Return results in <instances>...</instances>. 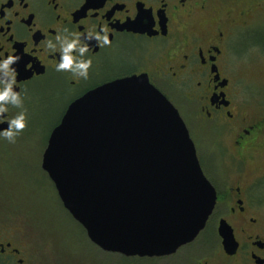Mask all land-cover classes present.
Wrapping results in <instances>:
<instances>
[{"label":"flooded vegetation","instance_id":"1","mask_svg":"<svg viewBox=\"0 0 264 264\" xmlns=\"http://www.w3.org/2000/svg\"><path fill=\"white\" fill-rule=\"evenodd\" d=\"M133 76L178 108L217 199L173 253L86 264H264V0H0V136L37 91L69 97L58 125L85 93ZM27 220L0 210V264H49Z\"/></svg>","mask_w":264,"mask_h":264},{"label":"water","instance_id":"2","mask_svg":"<svg viewBox=\"0 0 264 264\" xmlns=\"http://www.w3.org/2000/svg\"><path fill=\"white\" fill-rule=\"evenodd\" d=\"M42 166L89 237L127 255L175 252L205 227L217 199L178 108L144 76L73 101ZM220 232L236 247L226 221Z\"/></svg>","mask_w":264,"mask_h":264},{"label":"rangeland","instance_id":"3","mask_svg":"<svg viewBox=\"0 0 264 264\" xmlns=\"http://www.w3.org/2000/svg\"><path fill=\"white\" fill-rule=\"evenodd\" d=\"M249 64L253 63L239 62L241 74L250 70ZM35 96L38 103L31 100L20 108L15 127L0 136V210L28 218L27 229L37 235L49 264L120 259L118 251L107 252L89 237L83 224L64 206L42 166L49 134L69 97L57 89L37 91Z\"/></svg>","mask_w":264,"mask_h":264}]
</instances>
